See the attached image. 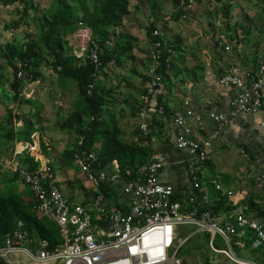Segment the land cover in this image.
<instances>
[{
	"label": "rangeland",
	"instance_id": "obj_1",
	"mask_svg": "<svg viewBox=\"0 0 264 264\" xmlns=\"http://www.w3.org/2000/svg\"><path fill=\"white\" fill-rule=\"evenodd\" d=\"M187 2L192 4L186 10L188 15L182 14L175 20L170 15L176 14L181 0H0V200L5 202L0 213V228L3 223L10 226L22 221L24 226L28 225L26 230L35 242L47 239L38 233L36 223L50 234L52 243L59 242L56 229L34 208L32 195L21 179V171L34 169L44 157L53 160L65 194L75 191L81 199L87 192L88 182L70 162L83 131L92 123V113L86 99L79 94L76 82L59 73L55 55L72 64H85L77 56L74 44L73 34L78 23L90 21L94 28L92 38H97L103 52L113 50L118 54L117 61L105 66L96 77L95 94L102 98V104L93 129L92 148L103 154L109 140L114 138L120 147L132 149L134 162L148 160L151 150L161 148V143L148 145L138 135L134 117L146 94L144 77L150 62L148 38L149 31L156 26V18L166 26L163 25L166 35L178 44L175 64L165 80L166 93L171 97L198 79L204 88L208 87L211 76L205 63L207 60L213 63L218 57L215 38L221 32L231 31L229 20L241 22L238 27L248 26L253 39L261 35L264 0ZM105 3L112 6L108 23L98 22L96 19ZM28 46L35 49L37 76L33 82L21 85L18 98L13 102L11 64L18 66L19 54ZM9 115L14 130L12 148L6 139ZM227 135L228 140L212 151L209 178L217 177L226 186L236 179L244 181L250 213L264 223V195L253 179L243 173L254 161L251 147L248 148L238 134ZM29 144L35 149L27 146ZM111 145L110 150L115 148ZM125 154L117 152L115 156L124 158ZM210 198L215 211L221 212L227 198L212 190ZM15 207L19 213L26 210L35 223L26 222ZM195 228L188 224L176 226L171 250L179 247L182 264H264V247L238 250L235 261L213 252L205 235L196 234ZM179 239L184 243L179 245ZM216 244L226 248L219 240ZM10 257L19 264L23 256L11 253Z\"/></svg>",
	"mask_w": 264,
	"mask_h": 264
},
{
	"label": "built area",
	"instance_id": "obj_2",
	"mask_svg": "<svg viewBox=\"0 0 264 264\" xmlns=\"http://www.w3.org/2000/svg\"><path fill=\"white\" fill-rule=\"evenodd\" d=\"M161 34L156 27L148 38L150 64L146 71V94L134 117L138 135L148 145L164 144L159 132L151 128L152 118L169 119L171 131L163 136L180 155L179 162L186 164L190 190H181L170 181L171 166L161 148L151 150L144 162L121 165L116 158L103 162L95 149L82 147L83 138H80L71 163L88 182L89 196L80 201L70 200L58 186L54 165L49 160L40 161L34 169L21 171V179L30 189L37 210L56 227L59 242L47 239L35 242L23 222L17 221L2 237L0 264H17L11 253L23 256L19 264H182L179 247L171 250L176 226L180 224L195 226V233L205 235L213 252L235 261L237 251L247 248V244L252 249L264 247V224L251 215L244 193L224 190L217 177L209 178L208 171L213 138L226 129L231 118L256 116L262 109L264 24L262 51L254 66H231L217 79L219 86L229 92L228 111L197 112L185 98L179 109L168 110L167 114L163 104L155 106L151 102L155 91L164 89L163 80L173 66L176 51L175 41L169 42ZM73 38L77 56L87 57L98 69L101 61L91 27L85 22L78 23ZM215 42L223 51L231 50L224 35L218 34ZM15 77L20 85L34 81L28 59L18 62ZM93 85V82L88 85V95ZM93 119L98 118L92 115ZM206 120L213 127L209 137L200 134ZM259 128L263 152L257 160L259 170L254 182L264 194V120L259 122ZM27 146L35 149L30 144ZM209 185L228 199L225 206L229 208L212 211ZM217 240L226 248L219 247ZM178 241L179 245L184 243V240Z\"/></svg>",
	"mask_w": 264,
	"mask_h": 264
},
{
	"label": "crops",
	"instance_id": "obj_3",
	"mask_svg": "<svg viewBox=\"0 0 264 264\" xmlns=\"http://www.w3.org/2000/svg\"><path fill=\"white\" fill-rule=\"evenodd\" d=\"M188 1L192 2V0H188ZM181 3L182 4L180 7L184 9V15L187 16L188 14L186 10L189 9L192 6V4H189L187 2L186 5H183V0H181ZM227 23L231 25L230 26L231 31L225 34L221 32L219 35L221 36L224 35L225 39H227V37L229 38L227 40H230L228 42L231 45V50L223 51V49L220 48L218 44L215 42V44L218 46L217 47L218 57H216L213 60L214 64L211 63L210 60H207V63H205L206 69L209 72L208 75L211 76V80L207 82L208 84L209 83L210 84L208 85L207 88H204L203 82H200L198 79V81L196 80L195 82H193V84L195 83L194 86L192 84L186 88H181L180 90H177L178 93L177 94L174 93V96L172 97L169 96L170 95L169 93H166L165 86H164V89L159 92V96H161V100H163L164 103H166V106H169L170 110L179 109L181 107V101L187 98L190 100L192 107L197 112L198 111L205 112L208 110L228 111L229 92L228 90L219 86L217 79L224 70H226L227 68L231 66H234L236 68H240V67L241 68H252L255 64L257 56L262 51L261 49L262 36L258 35L257 33L258 36H256V38L253 39L254 35L251 32L252 30L250 31L248 29L249 28L248 26H247L248 28L247 27L243 28V26L238 27L239 23L241 22H233L231 20H229ZM234 26H236V28ZM243 29H246V31L245 30L243 31ZM165 35H166V32H165ZM174 60L175 58L173 59V65L175 64ZM144 86H146V81H145ZM263 120H264V98H263L262 109L256 116H250V117L241 116L237 118H231L228 122L226 129L220 134H218L215 138H213V149H215V147L220 146L221 144H224L228 140V139L226 140V138L229 137L227 134L234 135V136L238 134L239 135L238 138L242 139L248 148L249 146L251 147L250 150H251L252 156L254 157V161L252 165L250 164L251 165L250 168L248 170H245V172L243 171V173H245L244 176L248 174L249 177L253 179V181H254L255 173H257L259 170V163L257 160L261 157L262 152H263V141L259 138V134H258L260 131L259 122ZM160 122H161L160 126L158 127L155 126L153 128L155 131L159 132V135L164 140L163 141L164 144L163 143L161 144V149L166 154L168 163L171 166V171L169 172V179L171 182L178 184L181 190H183L184 188L186 190L188 189L190 190L189 185L187 183L186 164L179 162V159H181L180 155H178L175 152V149L169 143V140L164 138V136L167 135L168 132L171 131L169 119L164 118ZM256 122H257V125L255 126ZM212 128L213 127L210 121L206 120V122L204 123V128L203 130H201L200 134L204 135L205 137H209L211 135ZM212 157H211L210 163L212 162ZM45 160H49L53 163V160L49 158L44 157L43 161ZM53 165L55 169V164ZM166 170H168L167 167H166ZM55 175H56L57 184L62 189L63 187H61L60 185V182L62 180H60V177L56 169H55ZM218 180L220 181L224 190H232L233 193H237V194L243 192L245 195V199H247L248 190L245 188L244 181L240 182L236 179L232 181L230 185L226 186L220 179ZM209 188H211V185H209ZM210 190H212L213 192H216L213 189H210ZM210 190H209V194H210ZM258 190L260 192L259 188ZM260 193L263 194L262 192ZM65 195L70 200L80 201L84 198H87L89 196V193L87 192L84 193V197L81 199L77 197L75 191L73 192V194H68L66 192Z\"/></svg>",
	"mask_w": 264,
	"mask_h": 264
},
{
	"label": "trees",
	"instance_id": "obj_4",
	"mask_svg": "<svg viewBox=\"0 0 264 264\" xmlns=\"http://www.w3.org/2000/svg\"><path fill=\"white\" fill-rule=\"evenodd\" d=\"M187 1L188 0H183V5H186ZM111 9H112L111 4L110 3L109 4L105 3L102 6V8H101V12H100L101 15L96 19V21L102 22V23H108V20H109V17H110L109 12L111 11ZM182 14H184V9L182 7H180L177 10L176 14L174 15V13H172L170 15V17L171 18L173 17L172 19L177 20ZM155 22H156V24H155L156 26L152 27V29L158 27L161 30V32H162V34H161L162 38H166V40H168L169 42L175 41L171 37L168 38V36L165 35V31H166L165 30L166 28H164L165 25H164L163 22H162L161 25L158 24L160 22L159 18H156ZM85 23L88 24L91 27V30L93 32L94 28L90 24V21H87ZM234 27L236 28V26H234ZM152 29L149 31V35H150ZM225 40H226L225 43H229L228 41H230V40H227V39H225ZM93 41L96 44V47H97V50H98L99 60L101 61V65L99 66L98 69L95 67V64L91 63L88 60L87 57H81L82 60H84L85 64L80 65V64H72V63L68 62L64 57L59 56L57 53L55 55H56V63L60 67L59 73L61 75L65 76L67 78H70V79H72V80H74L76 82L79 94L83 98L86 99L87 104L89 105V108L91 110L92 115L97 116L99 107L102 104V98L95 94L96 85H97V81L98 80L97 81H96V79L93 80V78H96L98 76V74L101 73L103 68L105 66H107L108 64H110V61L112 59H114V63H115L117 61V57H118L117 55L118 54L116 52H114L113 50H111L108 53L103 52L102 48L100 47V44H98V42H97V38L96 37L93 38ZM174 43H175L174 46H175V50H176L178 48V44L176 43V41ZM49 46L52 47L51 44H49ZM90 46H94V45L91 44ZM35 58H36L35 49H33V47H31V46H28L23 53L19 54V61L23 60V59H28L29 62L31 63V65L33 67V77H32L33 80H35L36 76H37V73H36V71L34 69ZM11 67L14 69V81L11 84V89L13 91V100L12 101L15 102L17 100V98H18L19 88L21 87V85L16 80V77H15V72L17 70V66L14 65V64H11ZM166 76H165V79H166ZM146 79H147V76L145 75V81H146ZM165 79L163 80L164 81L163 87L165 86ZM92 82H93L94 85H93V87L91 89V94L88 95L87 94L88 85L90 83H92ZM160 91H158V90L155 91L154 96L151 98V102L153 104H155V106L158 105V104H163L166 107V109H167L166 113L168 114V110H170L169 106H166V103H164V101L161 100V96H159V92ZM151 121H152L151 128H153L155 126H157V127L160 126L161 122L158 121V119H156V117H153ZM97 123H98L97 119H93L91 125L89 126V129L83 131L84 135H83L82 147L87 148V149H93L92 148V144L94 142V130L93 129L96 127ZM7 125H8V127H7V130H6V139L9 141V143L11 145V148H12V146H13L12 142H13V139H14V130H13V127H12V121H11L10 115H9L8 120H7ZM109 143L110 144L106 145V147H105V149L103 151V154H101L100 152L97 151V153L99 154V156H100V158L102 159L103 162L107 163L110 160H112L113 158H116L121 165H135L137 163H141V162H134V154H133L134 152L132 151V149H129V147H125V146H121L120 147L118 142L114 138L110 139ZM111 144L115 147L114 148L115 150L114 149H111V150L109 149V146ZM117 152L126 153V154L124 155V158H120L119 156H115V154ZM142 162H144V161H142ZM25 187L30 191V189L27 186H25ZM30 193H31V191H30ZM31 195H32V193H31ZM32 198H33V196H32ZM3 203H5V202L3 200H0V213L3 212V209L5 207ZM33 206L37 210L34 198H33ZM224 208L227 209L229 207L224 206ZM211 209H212L213 212H216L214 207H212ZM14 210L19 213V210L16 207L14 208ZM20 211H21V213H19L18 215L20 217H24L27 220L26 222H28V223L34 222L35 223V219L34 218L27 216L26 210H20ZM0 218H1V216H0ZM35 224H34V226H35L36 230L38 231V233L42 237H45V238L49 239V241L51 242L50 234L48 232H46L45 229L39 227L38 224H36V225ZM15 225H16V223H13L10 226L5 224V223H3L1 225V228H0V244L2 242V237H3L4 233L9 231V230H11V229H13L15 227ZM24 227L27 230L29 229L28 225H25ZM54 228L56 229L55 226H54ZM56 234H57V229H56ZM248 234H251V233H248ZM56 238H57V236H56ZM247 249H252V248H249L248 244H247ZM253 249H258V248H253Z\"/></svg>",
	"mask_w": 264,
	"mask_h": 264
}]
</instances>
